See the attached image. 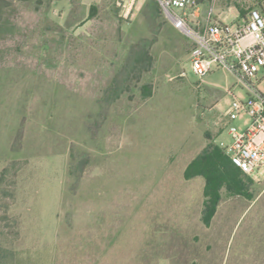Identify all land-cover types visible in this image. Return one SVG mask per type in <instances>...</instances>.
Instances as JSON below:
<instances>
[{
    "label": "rangeland",
    "instance_id": "374dc122",
    "mask_svg": "<svg viewBox=\"0 0 264 264\" xmlns=\"http://www.w3.org/2000/svg\"><path fill=\"white\" fill-rule=\"evenodd\" d=\"M203 2V22L264 9ZM191 50L156 0H0V264H264V173L224 184L208 226L186 179L242 89Z\"/></svg>",
    "mask_w": 264,
    "mask_h": 264
},
{
    "label": "built area",
    "instance_id": "2783aa9c",
    "mask_svg": "<svg viewBox=\"0 0 264 264\" xmlns=\"http://www.w3.org/2000/svg\"><path fill=\"white\" fill-rule=\"evenodd\" d=\"M140 0H117L130 14ZM173 27L192 44V73L204 79L216 70L233 75L241 84L227 89L231 96L227 116L230 143L224 146L232 164L243 174L264 173V9L233 7L229 16L216 19L213 7L203 22L204 2L200 0H156ZM228 16V17H229ZM194 21V23H193ZM238 123V125H236Z\"/></svg>",
    "mask_w": 264,
    "mask_h": 264
},
{
    "label": "trees",
    "instance_id": "16d2710c",
    "mask_svg": "<svg viewBox=\"0 0 264 264\" xmlns=\"http://www.w3.org/2000/svg\"><path fill=\"white\" fill-rule=\"evenodd\" d=\"M203 1L200 0V2ZM238 172L241 171L232 164L226 152L218 148L205 152L201 158L189 165L186 171V179L202 176L206 180L205 196L207 200L203 220L207 226L210 225V221L216 213L215 208L219 199L220 188L226 183L238 184Z\"/></svg>",
    "mask_w": 264,
    "mask_h": 264
}]
</instances>
